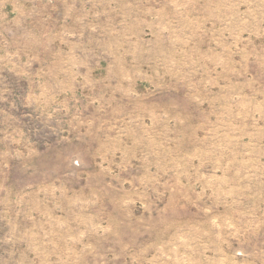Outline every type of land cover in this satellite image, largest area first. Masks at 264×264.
<instances>
[{
  "label": "rangeland",
  "instance_id": "1",
  "mask_svg": "<svg viewBox=\"0 0 264 264\" xmlns=\"http://www.w3.org/2000/svg\"><path fill=\"white\" fill-rule=\"evenodd\" d=\"M0 264H264V0H0Z\"/></svg>",
  "mask_w": 264,
  "mask_h": 264
}]
</instances>
